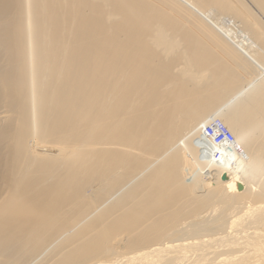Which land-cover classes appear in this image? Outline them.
Wrapping results in <instances>:
<instances>
[{"label":"bare ground","instance_id":"1","mask_svg":"<svg viewBox=\"0 0 264 264\" xmlns=\"http://www.w3.org/2000/svg\"><path fill=\"white\" fill-rule=\"evenodd\" d=\"M248 1L0 0V264H264Z\"/></svg>","mask_w":264,"mask_h":264},{"label":"built area","instance_id":"2","mask_svg":"<svg viewBox=\"0 0 264 264\" xmlns=\"http://www.w3.org/2000/svg\"><path fill=\"white\" fill-rule=\"evenodd\" d=\"M203 132L213 146H225L226 148L231 149L234 148L236 144L235 135L219 118L212 119L208 124H206L204 126ZM213 157L215 160L221 159L223 157L221 150L215 151Z\"/></svg>","mask_w":264,"mask_h":264},{"label":"rangeland","instance_id":"3","mask_svg":"<svg viewBox=\"0 0 264 264\" xmlns=\"http://www.w3.org/2000/svg\"><path fill=\"white\" fill-rule=\"evenodd\" d=\"M247 2H249V1L247 0ZM208 12H209V11H208ZM207 14H208V13H207ZM235 166H237V167H235ZM235 166H234V167H235L234 170H232L233 172H236V171H238V172L240 171V173H243V172H244L243 170H240V169H239V166H238L237 164H235Z\"/></svg>","mask_w":264,"mask_h":264}]
</instances>
